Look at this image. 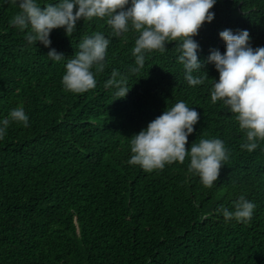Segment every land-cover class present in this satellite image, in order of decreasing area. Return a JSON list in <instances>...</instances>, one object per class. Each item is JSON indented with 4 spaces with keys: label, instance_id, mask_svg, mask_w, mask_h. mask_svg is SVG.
Listing matches in <instances>:
<instances>
[{
    "label": "trees",
    "instance_id": "trees-1",
    "mask_svg": "<svg viewBox=\"0 0 264 264\" xmlns=\"http://www.w3.org/2000/svg\"><path fill=\"white\" fill-rule=\"evenodd\" d=\"M210 11L214 19L193 37L208 78L193 87L175 41L131 72L134 32L111 37L106 20L81 19L71 36L53 29L49 47L29 44L10 23L18 5L0 0V118L18 106L29 116V126L12 122L0 140V264H264V141L241 148L235 115L211 102L218 72L206 61L210 50L225 51L218 33L226 28L247 29L253 48L264 46V0H216ZM96 32L110 39L103 70L92 69L96 87L65 91L67 59ZM49 48L65 58L50 60ZM113 70L130 88L123 98L106 86ZM168 99L200 114L186 148L217 137L230 150L211 188L187 173V158L152 172L127 162L130 136ZM240 195L256 204L251 221L226 222L216 209Z\"/></svg>",
    "mask_w": 264,
    "mask_h": 264
},
{
    "label": "clouds",
    "instance_id": "clouds-1",
    "mask_svg": "<svg viewBox=\"0 0 264 264\" xmlns=\"http://www.w3.org/2000/svg\"><path fill=\"white\" fill-rule=\"evenodd\" d=\"M12 2L18 5L19 12L10 23L20 31L26 30L25 39L29 44L39 41L49 47L53 29L63 28L65 35L71 36L76 31L77 21L103 19L111 30V37L130 31L136 34L132 49L135 67L131 72L144 67L146 53L154 50L163 53L167 49L166 42L175 41L176 60L183 66L187 83L195 87L208 78L202 71L204 61L198 58L200 45L193 37L204 22L214 19L215 14L210 9L216 0H52L43 5L39 0ZM218 35L225 42V51L212 49L206 58L218 72V79H212L211 102H222L227 111L235 115L246 137L241 148L251 152L259 147V141H264V46L253 48L247 29L233 32L226 28ZM109 44L110 39L102 32L85 36L79 42V51H75L65 65L61 79L65 91L79 94L96 87L92 69L95 66L97 71L103 70ZM47 57L53 61L65 58L54 48H49ZM200 71L205 75H194ZM119 75L113 70L106 86H115L116 98H123L130 88L124 79L117 80ZM176 94L174 90L173 101L177 100ZM173 101L168 99L158 110H162L158 116L150 118L139 132L130 136L131 155L127 162L152 172L163 170L166 164L184 163L187 158V173L199 177L204 187L211 188L229 159L230 150L217 137L200 138L186 148L200 114L186 101ZM12 122L29 126V116L23 106L11 109L6 117L0 118V140L4 139ZM255 207L254 202L240 195L231 208L222 205L216 212L226 222L248 223Z\"/></svg>",
    "mask_w": 264,
    "mask_h": 264
}]
</instances>
